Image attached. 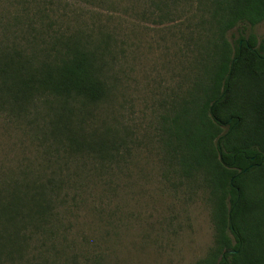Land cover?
I'll list each match as a JSON object with an SVG mask.
<instances>
[{
	"label": "trees",
	"instance_id": "obj_1",
	"mask_svg": "<svg viewBox=\"0 0 264 264\" xmlns=\"http://www.w3.org/2000/svg\"><path fill=\"white\" fill-rule=\"evenodd\" d=\"M19 1L25 19L0 23V118L31 126L44 152L0 161V264H46L87 159L103 168L119 157L113 140L85 138L72 107L48 106L105 99L110 51L107 35L55 29L38 0ZM151 1L157 20L178 1L196 19L187 84L168 99L159 134L170 172L210 207L212 245L194 264H264V34L229 35L264 20V0ZM47 139L65 153L49 154Z\"/></svg>",
	"mask_w": 264,
	"mask_h": 264
},
{
	"label": "rangeland",
	"instance_id": "obj_2",
	"mask_svg": "<svg viewBox=\"0 0 264 264\" xmlns=\"http://www.w3.org/2000/svg\"><path fill=\"white\" fill-rule=\"evenodd\" d=\"M177 5L171 19L157 20L159 11L151 0L36 3L48 11L55 29L108 36L105 69L113 89L106 98L48 107H72L73 124L86 139L105 136L119 152L107 167L98 166L96 159L85 162V181L69 190L75 200L63 218L67 228L56 236L46 264H87L98 258L101 264H194L212 245L206 194L170 172L159 141L167 101L185 88L194 60V45L188 42V28L196 22L190 18L193 7ZM26 7L19 0H0V23L24 20ZM248 31L261 37L264 20L246 30L233 28L229 35L235 40ZM3 122L0 118V161L42 157L44 146L36 139L40 134L33 135L34 129L23 123ZM47 143L49 154L65 153L51 140Z\"/></svg>",
	"mask_w": 264,
	"mask_h": 264
}]
</instances>
